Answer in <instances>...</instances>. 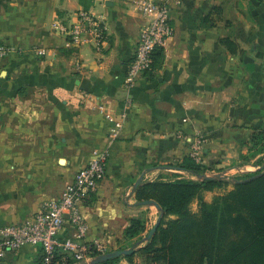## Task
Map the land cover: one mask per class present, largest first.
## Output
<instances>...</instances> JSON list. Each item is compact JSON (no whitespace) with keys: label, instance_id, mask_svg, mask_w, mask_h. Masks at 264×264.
I'll return each mask as SVG.
<instances>
[{"label":"crops","instance_id":"1","mask_svg":"<svg viewBox=\"0 0 264 264\" xmlns=\"http://www.w3.org/2000/svg\"><path fill=\"white\" fill-rule=\"evenodd\" d=\"M138 1L0 0V41L15 47L0 62V222L25 220L59 196L96 149L108 152L107 174L85 214L90 238L111 248L129 240L134 219L147 225L152 215L136 197L142 175L140 184L186 172L177 165L188 156L228 176L264 166V153L242 157L264 129V0H170L175 33L129 90L147 21ZM215 7L221 13L205 24ZM81 9L108 27L100 50L70 45L53 29ZM40 259V248L26 245L0 264Z\"/></svg>","mask_w":264,"mask_h":264},{"label":"trees","instance_id":"2","mask_svg":"<svg viewBox=\"0 0 264 264\" xmlns=\"http://www.w3.org/2000/svg\"><path fill=\"white\" fill-rule=\"evenodd\" d=\"M84 6L88 8L87 4ZM212 12L219 14L221 9L213 8L203 19L210 26L214 24ZM222 44L233 45L227 38L222 39ZM163 50L155 51L153 69ZM253 138L250 153L243 154V159L250 160L264 153V129L255 133ZM256 161L263 164L262 157ZM177 168L197 179L156 178L136 187L140 203L154 200L166 216L175 218H162L145 245L134 249L126 258L131 262L133 255L140 251L144 264H264V166L245 177L199 179L209 168L188 156ZM228 183L233 185L232 188L211 201L202 198L204 191L222 188ZM195 198L199 199L200 205L198 212L193 213L190 204ZM146 227V221L134 219L125 235L129 239L136 238L146 231ZM119 258L100 264H117ZM64 264L76 263L68 259Z\"/></svg>","mask_w":264,"mask_h":264},{"label":"built area","instance_id":"3","mask_svg":"<svg viewBox=\"0 0 264 264\" xmlns=\"http://www.w3.org/2000/svg\"><path fill=\"white\" fill-rule=\"evenodd\" d=\"M137 10L147 21L140 29L127 70L125 87L129 90L153 70L155 51L164 49L175 33L170 0H139ZM53 29L67 36L68 43L76 47L87 44L100 50L108 37L104 19L86 9L77 11L72 21L56 20ZM14 50L13 45L0 41V62ZM131 103L127 100L128 105ZM121 127L122 121H117L112 132L116 135ZM200 142L195 139L197 145ZM107 162V151L94 150L88 163L74 173L59 196L44 201L25 220L0 222V260L26 245L40 248L38 264H64L68 259L76 264H91L95 257L108 252L102 239L90 238L91 226L85 214L107 174Z\"/></svg>","mask_w":264,"mask_h":264},{"label":"rangeland","instance_id":"4","mask_svg":"<svg viewBox=\"0 0 264 264\" xmlns=\"http://www.w3.org/2000/svg\"><path fill=\"white\" fill-rule=\"evenodd\" d=\"M256 154V153H255ZM253 154V155H255ZM257 155L254 156V158L256 157ZM256 170H252L250 172H254ZM250 172H246V171H243V172H240L238 173L237 175L236 174H232V175H236V176H228V173H224V177H245L248 175V173ZM213 173H221V172H218V169H216V171H210V170H207L206 173L202 176V177H199V179H202V178H217L215 176H213ZM157 178H162L163 180H175V179H181V178H193V179H197L195 176H192L190 175L188 172H180V171H177V170H171V171H168V172H163L161 173ZM154 180V179H153ZM229 180H231V178H229ZM232 184L231 183H228L226 186L222 187V188H216L212 191H204L203 192V195H202V198L206 201H211L216 195L218 194H221L229 189L232 188ZM199 205H200V201L198 198H195L191 204H190V210L191 212L193 213H196L198 212L199 210ZM150 211H152V215L151 217L148 219V223H147V229L145 232H143L141 235H139L138 237L136 238H133V239H129L127 240L121 247H117V248H111V246H108L109 251H112V250H115V249H119V248H123V249H127V248H133V249H138L140 247H142L143 245H145L146 241L148 240L147 239V232L150 231V229L153 227V225L156 223L159 215L161 213H163V216L162 218H165V219H169V218H175V216H172V215H165L164 212H162L160 209H158L157 206L155 205H151V207L149 208ZM144 256L142 255V253L139 251V252H136L133 257H132V261L130 262L127 258H126V255H122L120 256L119 260L117 261V264H144ZM78 264H83V263H78Z\"/></svg>","mask_w":264,"mask_h":264},{"label":"water","instance_id":"5","mask_svg":"<svg viewBox=\"0 0 264 264\" xmlns=\"http://www.w3.org/2000/svg\"><path fill=\"white\" fill-rule=\"evenodd\" d=\"M144 175H142L138 181L136 182V185L135 186H138L142 180ZM213 176L215 177H223L224 174L223 173H213ZM142 204H149V205H155L158 207V209H160V205L154 201V200H146V201H143ZM162 216H163V213H161L156 221V223L153 225V227L150 229L148 235H147V239H149L154 233L155 231L157 230L158 226L160 225L161 223V220H162ZM134 251L133 248H127V249H123V248H119V249H115V250H112V251H109V252H106L102 255H99L97 257H95L92 261H91V264H100L102 263V261H107V260H111L115 257H120L122 255H129V254H132Z\"/></svg>","mask_w":264,"mask_h":264}]
</instances>
